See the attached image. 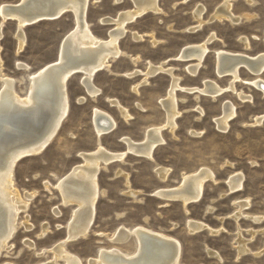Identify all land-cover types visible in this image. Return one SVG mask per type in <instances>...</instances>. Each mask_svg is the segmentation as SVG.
<instances>
[{"label": "rangeland", "instance_id": "374dc122", "mask_svg": "<svg viewBox=\"0 0 264 264\" xmlns=\"http://www.w3.org/2000/svg\"><path fill=\"white\" fill-rule=\"evenodd\" d=\"M18 1L0 0V4ZM181 2L158 0L162 13L146 12L125 24L126 32L119 46L127 55L138 59L132 62L127 55L110 59L109 68L99 70L93 77L94 85L100 89L98 95L91 97L85 92L79 72L67 79L69 106L55 134L39 153L23 154L13 166L15 189L33 196L17 216V228L0 253V264H37L54 258L53 247L65 238V226L75 208V204H62L56 184L74 165L82 163L80 153L94 151L98 139L109 151L123 152L126 145L121 137L128 136L138 142L148 127L164 125L165 112L160 99L166 95L171 76L157 72L148 82L141 83L136 92L132 89L143 80L148 61L153 64L165 61L164 67L172 68L183 87L202 88L203 81L211 79L225 88L230 76L216 75L214 50L248 55L264 50V0H253V6L247 0H231L233 12L242 16L247 13L250 19L243 18L235 25L216 20L196 32L187 31L195 24L191 15L194 4L205 5L203 18L207 20L222 0ZM133 9L132 0H89L86 20L91 31L105 39L115 24L101 19H115ZM73 26L70 11L56 19L27 25L25 44L18 50L16 21L5 20L0 37V75L13 78L15 90L24 97L29 89V74L56 59L61 39ZM211 32L216 38L209 44L210 52L197 75L191 76L185 67L193 61L180 62L175 56L180 48L202 41ZM134 33L140 34L141 39L135 40ZM243 35L249 38L248 48L238 39ZM17 61L29 68H16ZM136 68L142 72L132 77L123 74ZM239 77L236 90L249 95L244 102L230 90L216 99L196 91L176 90L179 111L176 127L161 130L163 142L154 148L151 158L126 152L121 161L101 164L97 177L101 193L95 202L93 223L85 236L67 241L65 248L79 256L83 264L95 257L99 247L117 245L131 253L136 249L134 238L130 237L124 244H115L109 238L120 224L127 227L140 224L178 241V264H264V118L255 121L264 114V93L250 83L254 76L246 68H240ZM260 77L264 79V71ZM1 86L0 79V89ZM82 97L84 100L79 101ZM109 99L125 107L129 117L124 119ZM227 101L235 106V114L228 120L226 129L221 130L215 119L222 115V105ZM95 108L105 111L115 121L113 129L99 138L93 122ZM156 167L168 169L164 180L159 178ZM201 170L209 175L198 200L184 205L179 199L167 200L155 194L160 188L180 186L184 177ZM236 174L242 176V186L230 190L228 180ZM126 176L129 187L136 191L134 196L126 193ZM241 202L247 203L242 209ZM188 220L205 226L191 232ZM25 222L31 227L26 228ZM43 223L48 230L41 235ZM238 237L245 241V252H238ZM27 241L33 246H28ZM57 264H63L62 260Z\"/></svg>", "mask_w": 264, "mask_h": 264}, {"label": "bare ground", "instance_id": "6f19581e", "mask_svg": "<svg viewBox=\"0 0 264 264\" xmlns=\"http://www.w3.org/2000/svg\"><path fill=\"white\" fill-rule=\"evenodd\" d=\"M187 1L190 0H183L181 3ZM132 2L133 10L120 13L115 19H101L102 22L115 24V28L110 29L111 31L108 32V37L105 39L95 35L86 20L89 0H19L16 3L2 2L0 4V37L5 20L14 19L18 50H21L25 44V26L42 19H56L60 13L63 14L67 11H70L74 17V26L61 39L56 59L29 74V89L24 97L15 90L13 78L5 74L0 75L2 82L0 89V253L2 249L6 248L7 241L17 228L19 212L26 209L28 201L33 196L27 192L21 194L15 189L12 179L13 166L19 156L26 153H39L55 134L69 106L67 79L73 73L79 72L81 74L80 83L85 92L91 97L98 95L100 89L93 83L96 72L108 69L110 59L127 55L119 46V40L126 32L125 24L146 12L162 13L158 0H132ZM247 2L250 6L254 5L253 0H247ZM205 10L204 4L197 2L194 4L191 15L195 24L188 27L187 31H199L204 25L216 20L229 21L235 25L239 24L243 18L250 19V15L247 13L243 16L235 14L232 10L231 0H222L207 20L203 18ZM141 37L140 34H133L135 40H139ZM215 38L214 32H211L202 41L186 44L180 48L175 59L180 62L193 61L185 67L189 75H197L202 61L210 52L209 44ZM238 39L245 48H248L249 38L247 36L243 35ZM127 56L131 58L132 62L138 59L134 56ZM214 56L216 75L219 77L230 76L229 84L225 88H221L211 79H205L202 88L183 87L179 84L180 77L173 74L172 68L164 67L165 61L158 64L148 61V66L142 73L143 80L136 83L132 89L136 92L141 83L148 82L147 79L157 72H166L171 76L166 95L160 99V104L165 112L164 125L148 127L144 132V137L138 142L128 136L121 137V141L126 145V151H109L102 146L98 139V146L94 151L80 153L82 163L74 165L68 173L58 179L56 184L62 204L65 206L75 204L65 226L66 236L54 245L53 259L37 264H57L58 260H62L63 264H83L79 256L65 248V243L85 236L90 230L94 220L95 202L101 193L97 181L101 164L121 161L126 152L151 158L154 148L163 142L161 130L165 127L173 130L176 127V118L179 116L176 90L181 89L189 93L196 91L198 94L209 96L212 99H216L225 91L230 90L244 102L249 99V95H245L242 91L238 92L235 82L240 80V68H246L254 76L250 83L264 93V79L260 77L264 71V50L254 55H248L240 51L216 49ZM1 67L0 60V73ZM15 67L22 70L29 68L26 63L21 61H17ZM138 72L142 71L136 68L123 74L132 77ZM198 94L195 95V98H198ZM78 100L82 101L84 97ZM109 102L119 109L124 119L129 117L126 108L120 105L117 100L109 99ZM197 109L199 113H202L199 106ZM234 114L233 103L230 101L223 103L222 115L215 119L218 128L225 130L228 120ZM263 118L264 114L262 113L255 118V121L260 122ZM93 122L98 138L101 134L111 131L115 126L112 117L97 108L93 111ZM155 171L161 180H164L168 173V169L165 167H156ZM117 173H120V170ZM208 175L207 171L201 170L184 177L180 186L171 189L160 188L155 194L167 200L179 199L185 205L199 199L202 184ZM126 181L128 187L126 193L134 196L136 191L129 187L127 176ZM228 184L230 190L240 189L242 176L239 174L231 176ZM246 204V202H241L240 209ZM54 213L58 215L59 211L54 210ZM239 213L237 212V214ZM187 225L191 232L205 226L204 223L194 220H188ZM25 227L30 228L31 225L25 222ZM47 230L48 226L43 223L40 234H45ZM130 237L134 238L136 243L134 252L122 251L117 245L110 248L99 247L95 257L86 259V262L88 264H178L180 253L178 241L143 225L127 227L120 224L112 232L109 240L115 244H124ZM26 243L30 247L33 246L30 241ZM237 249L239 253L246 251L245 241L239 237Z\"/></svg>", "mask_w": 264, "mask_h": 264}, {"label": "water", "instance_id": "95a60500", "mask_svg": "<svg viewBox=\"0 0 264 264\" xmlns=\"http://www.w3.org/2000/svg\"><path fill=\"white\" fill-rule=\"evenodd\" d=\"M39 1H43V0H39ZM62 15V13H60L57 17H59V16H61Z\"/></svg>", "mask_w": 264, "mask_h": 264}]
</instances>
